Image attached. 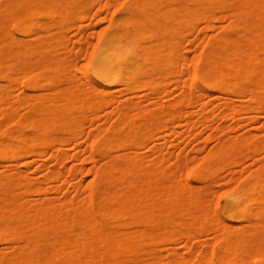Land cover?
<instances>
[{"label":"bare ground","instance_id":"6f19581e","mask_svg":"<svg viewBox=\"0 0 264 264\" xmlns=\"http://www.w3.org/2000/svg\"><path fill=\"white\" fill-rule=\"evenodd\" d=\"M96 3L128 14L114 18V27L88 55L84 73L90 90L78 83L51 86L66 67L54 28L67 26L75 13L86 17ZM219 14L229 17L228 23L189 56L182 48L186 34L198 21L210 26ZM156 28L162 36L157 44L140 41ZM153 51L163 73L174 75L178 84L181 72L189 75L190 89L177 101L145 105L98 89L120 72L140 71L132 67ZM17 86L23 95L12 91ZM196 88L248 94L241 103L224 101L231 112L222 110L218 117L247 112L250 123L264 125V0H0V161L50 153L64 166L40 163L48 169L42 178L23 167L0 169V264H264V155L243 168L254 164L255 169L231 179L221 192L223 207L211 187L224 167L264 150L261 128L231 135L191 166L183 154L172 164L169 152L143 149L161 124L193 115L189 108L197 103L213 104L199 99ZM112 101L118 103L117 115L96 125L92 142L82 148L100 159L90 167L94 177L88 189L76 198L36 199L33 194L50 189L64 173L79 192L75 177L82 168L65 167L79 156L62 144L82 135L87 122L97 124L99 110ZM209 116L199 121L208 122ZM192 176L204 184L192 182ZM200 230L216 235L195 257L178 249L165 257L157 250L159 241L179 235L193 251Z\"/></svg>","mask_w":264,"mask_h":264},{"label":"rangeland","instance_id":"374dc122","mask_svg":"<svg viewBox=\"0 0 264 264\" xmlns=\"http://www.w3.org/2000/svg\"><path fill=\"white\" fill-rule=\"evenodd\" d=\"M106 2V0H104ZM125 13L124 10L118 9L115 5L103 6L99 3L94 4L86 17H80L75 13L74 19L64 28L58 25L54 28L53 36L55 40L56 49L65 59V70L61 73L58 79H55V83L51 86H60L62 88L70 85L79 84L83 88L89 89L92 86L91 81L85 76L84 71L87 69L88 55L93 49L94 45L99 41L102 35L106 34L114 27L113 20L117 17H122ZM229 17L219 14L211 23L201 20L198 21L195 30L192 33H187L184 37L183 49H186L189 56H193L202 47V40L213 33H218L224 24H227ZM129 26V31H132L131 22L126 23ZM157 26V25H156ZM155 28V27H154ZM159 28L153 29V35L151 38L142 37L140 41L146 43V40H151L153 44H157L159 39H162ZM45 33H47L45 31ZM24 35V33H21ZM29 37L34 36L27 35ZM190 40H195L194 43H190ZM185 45V46H184ZM142 48L139 47V50ZM135 51V48L133 49ZM157 52L153 51L149 54V59H143L142 57L132 67H142L140 71L134 73L120 72L116 75L113 81L107 82L105 87L97 85L98 89L103 90L106 88V93L109 96L117 95L121 100L133 99L134 101L141 102L145 105H155V101L162 102H175L182 95L185 89H190V86L186 83L188 73L181 72L179 74L180 82L177 83V79L174 75L163 73L161 64H157ZM57 75H53L56 77ZM54 81V80H53ZM153 86H158L159 91L154 93L152 91ZM90 90V89H89ZM14 93L23 95L21 87L17 86L12 89ZM195 93L199 99L212 100L213 104L207 108L203 107L201 103H197L189 109H193V115L187 117L186 115L179 117L175 124L170 126L161 124L158 131L154 136L146 138L143 144V149L147 152L157 148L162 149L164 152H169L168 163L175 164L180 154L184 156L185 165L191 166L197 161L203 159L206 154L211 151L220 141L230 137L231 135H237L240 133H246L249 131H255L257 128H261L262 134H264L263 123L252 124L248 121V113L243 112L238 116H229L225 119H220L218 115L222 110L227 107L221 105L226 100H235L237 103H241L242 100L248 98V94L242 92H221V91H205L204 89H195ZM219 104L216 108L214 105ZM118 103L115 101L110 102L99 110V122L91 123L87 122L83 134L79 137L67 138L62 147L69 150L71 153H76L79 159L70 157L66 162L65 167L69 168L73 165L82 168V172L75 177L76 181L81 182V189L77 193L74 186V182L67 179V175H64L60 179L51 181L48 190L43 192H36L33 196L37 199L44 196H53L54 198H76L78 194L88 189L89 181L94 177L93 170L90 167L94 164L100 163L99 158H92L88 152L82 148L90 145L93 140L91 131L96 128L98 124H108L110 118L117 115L116 106ZM116 108V109H115ZM19 111L25 112L26 108L21 106ZM227 112H231L226 109ZM183 112H187V108L183 107ZM210 115L208 122L199 121V119ZM264 115V114H263ZM189 118L190 121H189ZM0 116V122H1ZM226 126V132H218V128ZM180 132L179 135L175 134L174 130ZM196 134V135H195ZM256 155V156H255ZM254 157L249 156L247 161L233 162L224 167L222 177L218 181H214L212 184L213 191H217L213 194V199L219 203L221 207L225 204V198L221 195V192L230 185L231 179L243 173L248 174L251 169H255L256 165H250L251 168L243 170L246 164L252 163L255 157H262L264 150L259 151ZM153 156V155H152ZM42 162H47L50 167L62 168L61 164L50 154L44 156H29L24 159H12L7 161H0V169L10 167H23L27 168L29 172L37 177H44L48 169H42L38 165ZM180 178L186 181V173L180 174ZM192 182L203 185V182L196 180L195 176L190 179ZM35 199V200H36ZM195 238V249L193 251L188 250V241L184 236H173L166 241H159L157 243V250H159L165 257L173 249H178L183 253L196 256L200 249L207 243L215 239L216 232L213 230H200L197 232ZM3 244V243H2Z\"/></svg>","mask_w":264,"mask_h":264}]
</instances>
